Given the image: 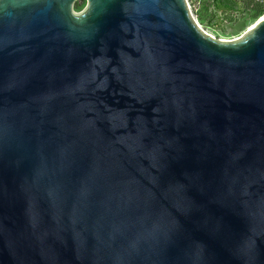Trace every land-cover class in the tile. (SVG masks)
Listing matches in <instances>:
<instances>
[{
  "label": "water",
  "instance_id": "1",
  "mask_svg": "<svg viewBox=\"0 0 264 264\" xmlns=\"http://www.w3.org/2000/svg\"><path fill=\"white\" fill-rule=\"evenodd\" d=\"M75 1L0 0V264H264V17Z\"/></svg>",
  "mask_w": 264,
  "mask_h": 264
},
{
  "label": "rangeland",
  "instance_id": "2",
  "mask_svg": "<svg viewBox=\"0 0 264 264\" xmlns=\"http://www.w3.org/2000/svg\"><path fill=\"white\" fill-rule=\"evenodd\" d=\"M189 5L190 14L202 32L210 35L215 40L231 41L244 36L249 32V28L254 27L256 19H252L248 13L244 12L246 0H211L209 9L203 11V20H199L197 14L199 3L202 0H185ZM209 2V1H208ZM86 0H76L72 6L74 14H78L86 8ZM251 13V12H249ZM264 12L261 14V16ZM211 16V17H210Z\"/></svg>",
  "mask_w": 264,
  "mask_h": 264
},
{
  "label": "trees",
  "instance_id": "3",
  "mask_svg": "<svg viewBox=\"0 0 264 264\" xmlns=\"http://www.w3.org/2000/svg\"><path fill=\"white\" fill-rule=\"evenodd\" d=\"M210 1L211 0H202V2L200 3L199 11L197 14L199 20H201V21L203 20V17H202L203 14L202 13H203V11L206 12L209 9V7L211 6ZM213 3H215V0L213 1ZM244 6H247L248 9L250 11H252V13H251L252 19H256V18L260 17L261 14L264 12L263 4L258 3V2H253L252 0H246Z\"/></svg>",
  "mask_w": 264,
  "mask_h": 264
},
{
  "label": "built area",
  "instance_id": "4",
  "mask_svg": "<svg viewBox=\"0 0 264 264\" xmlns=\"http://www.w3.org/2000/svg\"><path fill=\"white\" fill-rule=\"evenodd\" d=\"M201 1V0H200ZM253 2H258V3H261V4H263V7H264V0H252ZM185 3H186V1H185ZM201 3V2H200ZM199 3V4H200ZM186 6H187V9H188V11H189V13H190V7H189V5L188 4H186ZM200 6V5H199ZM191 15V14H190ZM192 16V15H191Z\"/></svg>",
  "mask_w": 264,
  "mask_h": 264
},
{
  "label": "flooded vegetation",
  "instance_id": "5",
  "mask_svg": "<svg viewBox=\"0 0 264 264\" xmlns=\"http://www.w3.org/2000/svg\"><path fill=\"white\" fill-rule=\"evenodd\" d=\"M244 12H242V14H245V13H248V15H250V17H251V13H252V11H250L249 9H248V7L247 6H244ZM249 12H251V13H249ZM261 17V16H260ZM259 19V18H258Z\"/></svg>",
  "mask_w": 264,
  "mask_h": 264
},
{
  "label": "bare ground",
  "instance_id": "6",
  "mask_svg": "<svg viewBox=\"0 0 264 264\" xmlns=\"http://www.w3.org/2000/svg\"><path fill=\"white\" fill-rule=\"evenodd\" d=\"M263 17H264V14H263L259 19H262ZM257 21H258V20H257ZM257 21H256V22H257ZM255 25H256V24H255ZM250 29H251V27L249 28V30H250Z\"/></svg>",
  "mask_w": 264,
  "mask_h": 264
}]
</instances>
